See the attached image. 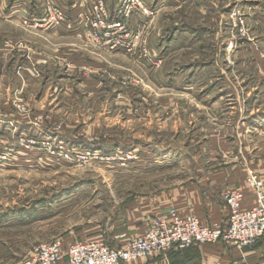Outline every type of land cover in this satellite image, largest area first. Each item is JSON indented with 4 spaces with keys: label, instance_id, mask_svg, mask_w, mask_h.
<instances>
[{
    "label": "rangeland",
    "instance_id": "1",
    "mask_svg": "<svg viewBox=\"0 0 264 264\" xmlns=\"http://www.w3.org/2000/svg\"><path fill=\"white\" fill-rule=\"evenodd\" d=\"M146 1L132 51H111L82 29L90 0H0V264L107 243L129 205L264 159V0ZM176 209L154 221L197 217Z\"/></svg>",
    "mask_w": 264,
    "mask_h": 264
},
{
    "label": "built area",
    "instance_id": "2",
    "mask_svg": "<svg viewBox=\"0 0 264 264\" xmlns=\"http://www.w3.org/2000/svg\"><path fill=\"white\" fill-rule=\"evenodd\" d=\"M106 1L94 0L92 12L83 15L82 29H86L98 44H101V34H105L111 51H132L134 37L129 32L128 20L133 19L142 25L145 23L143 20L151 19L155 11L146 0H119L117 10L112 15ZM234 16V26L238 28L239 20ZM62 20V14L57 11L52 16V27ZM241 22L238 33L247 38L248 29L245 22ZM231 42L229 49L233 50L235 46ZM247 182L256 204L243 209L244 193L228 189L223 198L230 209L229 225L225 230L219 224L206 226L197 217L182 218L171 211L169 217L160 216L142 237L129 239L122 248L99 241H74L65 256V241L57 239L35 247L27 255L25 264H128L180 252L196 245H215L219 242L243 252L264 238V183L253 171L249 173ZM115 238L126 240L127 236L122 234Z\"/></svg>",
    "mask_w": 264,
    "mask_h": 264
},
{
    "label": "crops",
    "instance_id": "3",
    "mask_svg": "<svg viewBox=\"0 0 264 264\" xmlns=\"http://www.w3.org/2000/svg\"><path fill=\"white\" fill-rule=\"evenodd\" d=\"M59 1L68 5L69 3L71 4V2L75 5L77 3V0ZM163 1L166 2V0H158V6ZM167 1L169 3H177V0ZM195 1L198 4L201 3L199 0ZM93 2L94 0H90V5L86 13H89ZM252 7L253 6L250 8L256 16L255 18L259 21L261 19L264 22V2L260 5L259 11L256 6ZM78 11H80V9L75 8L73 12L75 18L78 16ZM13 15L17 17L18 13L15 12ZM254 27L264 33V26L262 28L258 26ZM49 34L53 35L52 32ZM59 34L60 31L55 34V36ZM249 168L251 171L258 174L264 183V159H253L245 168L233 166L231 168L221 169L216 172V179L214 180H195L193 181L194 184L186 188V190L181 188L173 191L172 194H165L154 199L151 198L145 202V206L140 205V202L129 205L126 207L124 212L125 215L119 219L120 233L121 235H126L127 239H116L115 237H117V234L114 238H106L108 241L107 243L111 244L114 248L124 247L129 239L143 236L148 231L157 214L165 213L172 207L177 208L176 210H178L179 214L182 216H187L189 214L196 215L202 224L206 226H212L216 223L224 230L227 229L230 212L222 198V194L225 190L233 188L244 193L245 197L242 203L243 209H249L256 204L255 196L249 190L247 184ZM72 242L69 240L65 242V256ZM240 258L243 259L239 260ZM26 259L27 256L22 264H25ZM128 264H264V238L261 239L256 246L247 248L243 252L231 250L223 242H219L215 245H196L180 252H172L165 256H157L153 259Z\"/></svg>",
    "mask_w": 264,
    "mask_h": 264
}]
</instances>
